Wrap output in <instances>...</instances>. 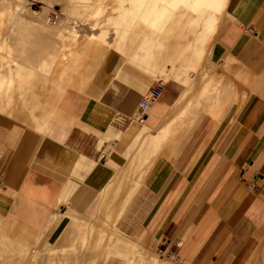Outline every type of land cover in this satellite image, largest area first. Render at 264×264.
<instances>
[{
    "label": "crops",
    "instance_id": "1",
    "mask_svg": "<svg viewBox=\"0 0 264 264\" xmlns=\"http://www.w3.org/2000/svg\"><path fill=\"white\" fill-rule=\"evenodd\" d=\"M223 13L226 19L220 29L217 23L213 47L220 66H233L232 77L224 75L221 82L216 74H204L207 79L202 75L183 88L187 79L182 72L189 70L169 68L173 77L166 85L143 67L128 65L111 48L79 88L65 89L56 103L39 102L52 106L40 131L32 116L13 114L9 119L0 114V185H6L0 197L10 210L43 229L40 233L55 214L61 233L74 213L94 204L100 210L104 197H116L121 186L137 177V188L115 223L123 235L133 241L145 237L151 247L187 264H246L259 248L264 218V86L256 91L257 77L264 78V0H227ZM204 79L215 80L211 84L217 89L213 92L207 83L209 91L201 95ZM240 80L244 97L229 96ZM157 81L163 82L160 96L143 121H135L139 102ZM222 91L217 102H205ZM27 94L42 100L33 87L24 91L28 100ZM198 101L201 107L194 110ZM36 104L14 98L11 105ZM49 110L33 114L37 123ZM172 116L176 120L168 141L156 151L153 144L142 146L149 136L160 137ZM17 120L31 121L41 137L24 132L14 138ZM138 155L149 159L145 164L139 158L138 163L148 164L143 169L136 163ZM31 161L41 168L29 167ZM48 171L64 180H55Z\"/></svg>",
    "mask_w": 264,
    "mask_h": 264
},
{
    "label": "rangeland",
    "instance_id": "2",
    "mask_svg": "<svg viewBox=\"0 0 264 264\" xmlns=\"http://www.w3.org/2000/svg\"><path fill=\"white\" fill-rule=\"evenodd\" d=\"M118 5H120L118 0H0V46L2 47V50H0V78L8 79L10 77H14V75H12L13 73L10 74L6 65L7 63L12 64L11 62H13V59L21 60V62H24L27 65H34V67H37L39 60L43 58H49L50 62L53 61L52 63H49V72H46L48 76L35 73V76L31 80L25 82L22 80L20 84L19 82L11 81V85L9 84L10 87H8V84H4L5 86L1 85L0 89L2 92V96L5 94V97L3 99L6 98V95L13 94L14 97L12 98V102L15 98V100H21V102L31 101L32 103L37 102V104L21 106L17 109L16 107H14L13 109V106L11 105L12 107H9V109H13L11 111H8L9 109L5 110L4 107L2 108V106H0V114L9 119L14 118L13 114H15L17 117L30 118L33 114H37L39 116V114H41L43 110H49V105L48 108V106L40 104L39 102L44 100L49 101L50 99H53V96L55 99L59 92L57 89L58 86H60V88L62 89L64 88L63 85H59L54 81V78L58 77L59 72L66 66L67 63V60L65 62L62 59L63 53L69 52V48L71 47H74L75 49L79 48L80 46L82 47V45H84L88 41L89 35L98 34L100 33L99 31L103 30L105 31L106 42L113 44L115 39L117 38V35L114 31L115 27L109 21V17H112L116 13ZM97 6L101 7L102 14L99 17L95 18L93 13ZM122 6L126 7L127 2H123ZM33 12H39V16L35 15ZM14 15H16V17L12 22V17ZM225 19L226 15L223 13L218 21L219 29L224 23ZM187 37L189 39L193 38L190 37V34L187 35ZM215 37L216 34L212 37V40L206 42L207 44L204 45L206 49V57L201 61L202 67L199 65V67L197 68L198 70L186 69L187 71L189 70L187 74H184L183 72L184 77H186L187 79L186 83H181L183 85V88L189 87V85H191L190 83H195V81H198V79L201 78L204 74H216L214 79H219L220 82L223 81L224 75L232 77L231 70L233 63L230 64L229 69H225L222 65L220 66L217 63V60L222 61V59L217 57L218 54L213 47ZM104 47H106L107 49H104ZM108 49H110V47L104 45L102 46V49H98L99 51L96 50L98 53H96V51L92 49H85L88 52H85V50L82 51L84 53L80 54L77 60L78 62H76V71L72 73L74 83L67 88H79L78 86L82 85V83L79 84V79H81V81L85 83L102 57L100 56L101 53L99 54V52H102L104 54ZM76 51H79V49H76ZM93 52H95V54ZM92 54L95 55V57ZM85 57L88 61L85 59ZM92 57H94L95 59ZM125 58L128 65L138 69H143L138 63L128 61L126 56ZM56 60L57 64L55 63ZM86 61L88 63H86ZM77 63H81L82 65L80 64L78 66ZM77 68L80 72H77ZM164 68L167 75L163 76H161L159 73H148L144 69L143 71L152 79H161L167 85L166 80H170L173 77H171L172 74L168 70L169 68L170 70H173L174 67L171 64H165ZM76 72L78 73V75L79 73H81V75L78 76ZM84 73H86L85 77L83 75ZM86 76H88L87 79ZM83 79H86L85 82ZM176 82L178 83L179 81ZM247 82V80L244 82L246 89H248ZM238 84L239 88L234 90L229 89V96L233 95L235 98L244 97L245 91L242 88L243 82L238 81ZM19 85L23 88V90L24 88L28 90L30 87H33V91L36 94L40 95V97H42V100L40 101V99H38L37 97L35 98L34 95L32 97H29V94L25 95L26 98L29 97L28 100L22 98L21 96H19V89L21 88ZM260 86H264V78L259 76L256 79V91L261 88ZM214 91L215 90H213V92ZM221 98H223V91L220 94H217V97H214L213 99L206 100L204 98V100L206 103H211L217 102ZM200 107L201 106L199 104V101L198 103H196V105L193 106L194 110H198ZM31 123V121L17 120L14 123L17 124V128L12 132L15 135L14 138H18L20 135H23L24 132L30 133L33 139L40 138L41 135L34 131L33 125ZM44 134L46 135L47 133L44 132ZM29 167L35 168L37 170L41 168L39 164H35L32 161L29 163ZM48 174L55 180H57V178H59L60 180H64V177L58 175L57 173L48 171ZM3 186H6L5 183L3 185H0V193H4L2 192ZM5 193L11 196L13 191H8ZM67 202L68 199H66L63 203ZM10 208L11 207L6 202V200L0 197V264H24L26 260L30 256H32L30 254L35 253L37 254L35 259H32L33 264H58V262H62L64 264H79L82 259L81 256L85 251L83 250V243L81 241L85 230L87 231V229L91 227V225L101 222V219H103V221H106L103 216H100L101 212L94 204L93 206L87 207L85 210L80 211V213H74L71 218L70 224L61 233L60 227H58L60 218H57L55 214L51 215L55 217L54 222L51 225H47L45 231L40 233V231H42L43 229L31 224L30 220H25L24 216L21 215L22 213L20 214L16 212L14 208L10 210ZM98 219H100L101 221ZM22 225L26 226V228ZM260 228L261 232L258 235L259 248L253 251L246 264H264V218L262 220ZM67 235L69 238L66 237ZM114 237L115 234H112L111 238L113 239ZM62 238L64 240H60ZM62 242L63 245H61ZM112 242L113 241H110L109 244H111ZM135 242L136 244L144 248L147 254L151 253L158 259L168 262L169 264H187L180 259L168 258L159 254L158 250L151 247L145 237L137 238ZM55 246L58 247L53 251L55 253L57 252L58 254L56 253L57 256L53 257L55 255L54 253L52 255V258L50 257L48 261V249ZM59 246L62 247L60 248ZM60 249L63 250V253H67V255H65L66 257L64 256L65 258L62 256H58L61 252ZM76 254L79 256V259L75 257ZM104 254L105 253H103V255ZM103 255H101L100 258L97 259L96 264H107L111 262H113L114 264H125L124 260L112 254L105 255V257H103Z\"/></svg>",
    "mask_w": 264,
    "mask_h": 264
},
{
    "label": "bare ground",
    "instance_id": "3",
    "mask_svg": "<svg viewBox=\"0 0 264 264\" xmlns=\"http://www.w3.org/2000/svg\"><path fill=\"white\" fill-rule=\"evenodd\" d=\"M226 1L227 0H118L120 5H118V7L116 9V13L112 17H109V21L115 27L114 31H115V34L117 35V38L115 39L114 43L110 44V43L106 42L105 31L103 30V31H99L100 33H98V34L89 35L88 41L84 45H82V47L80 46L79 48H76V49H79V51H76V49L74 47H71V48H69V52H64L62 55L63 56L62 59L65 62L67 60L66 66L65 67L63 66L64 68L59 72L58 77L54 78L55 83H58L59 85H63L64 88L62 89V88H60V86H58L57 89L59 92H58L57 97L55 99L53 98L54 102L55 103L57 102L56 100L59 99V96H61V93L67 87L73 85L74 80L72 77V75H73L72 73H74L76 71V62H78L77 60H78L80 54L84 53L82 51H84L85 49L86 50L92 49V50L96 51L100 48L102 49V46L107 45L110 47V49L111 48L115 49L116 52H120L122 55L126 56L129 61L134 62V63H138L148 73H151V74L159 73L161 76L164 75L163 69H164L165 64H168V65L171 64L174 67V69L173 70L171 69V71L176 70L175 68H177L178 72L181 70L185 71V69L196 70L199 67V65L201 66L202 59L206 57V49H205L204 45L207 44L206 42H209L212 39L214 32L216 30V27H217V23H218L219 18L222 14V11H223V8L225 6ZM123 2H127L126 7L122 6ZM33 13L35 15L39 14V12H33ZM101 14H102V9L100 6H97L93 15L96 18V17H99ZM110 16H111V14H110ZM15 17H16V15H14L12 17V22L15 19ZM189 34H190V37H193L192 39H189L188 38L189 36L187 37V35H189ZM105 48L106 47H104V49ZM0 50H2L1 46H0ZM86 50H85V52H88ZM208 51H209V49H208ZM93 53L95 54V52H93ZM96 53H98V52L96 51ZM99 54H100V56H103L102 52H99ZM93 56L95 57V55H93ZM48 57H49V55H48ZM94 57H92V58H94ZM82 59H83V55H82ZM85 59H86V57H85ZM87 61H86V63H88ZM52 62L53 61L50 62L49 58H46V59L43 58V59L39 60L38 66L34 67V65H32V66L27 65L26 63L21 62V60L13 59V62H11L12 64L7 63L6 65H7L8 71L10 72V74L13 73L12 75H14V77H12V78L10 77L8 79L7 78L6 79L0 78V88H1V85L5 86L4 84H8V87H10L9 84L11 83V81H13V82L16 81V82H19V84H20L22 82V80L24 82L31 80L35 76V73L36 74L38 73V74L44 75V76H48L46 74V72L47 73L49 72V68H50L49 63H52ZM56 62H57V60L55 61V63ZM77 64L79 66L81 63H77ZM92 64H94V63H92ZM86 66H87V64H86ZM83 68H85V67H83ZM81 71H82V69H81ZM77 72H80V71H78V68H77ZM77 75H78V73H77ZM79 75H81V73H79ZM83 75L85 77L86 73H84ZM88 75H90V74H88ZM87 77L88 76H86V79H87ZM171 77H172V75H171ZM204 78L207 79V76L206 77L204 76ZM86 79H83L84 82ZM205 79L203 80V83H202L204 86L203 85L200 86V88L204 87L202 92H200L201 95L208 93L209 90L206 87L207 83L210 84V85L208 84L210 87L212 86V88H214L211 83H214L215 80H214V82H213V79L209 80L207 82ZM79 81H80L79 84L83 83L81 81V79H79ZM13 86H14V83H13ZM215 88H216V86H215ZM215 88H214V90L217 89V88L216 89ZM29 89H31V88H29ZM24 91H26V90H23L22 87L19 89V96H21L22 98H24ZM4 97H5V94L2 96V92L0 89V106H2V108L4 107V109L7 110V109H9V107H12L11 103H12L13 96H12V94L6 95V100L4 99L5 101H3L2 99ZM34 97H35V94H34ZM45 101L46 100H44V102ZM48 102H50V101H48ZM34 104H35V102H34ZM53 104L54 103H52V105ZM178 104H180V103H178ZM48 105H49V103H48ZM48 105L46 103V106H48ZM49 106L52 108L51 105H49ZM49 106H48V108H49ZM51 108H49V109H51ZM13 109H14V107H13ZM13 109L11 108L8 111H11ZM49 112H50V110L47 112V114L45 113L46 115L43 114V116L41 117V119H42L41 123H37L38 118L37 119L34 118V115L31 114L32 119L34 120V122H36L35 125L36 124L38 125L39 130L42 128V125H43L44 121L46 120L45 118L49 114ZM175 116L174 117L172 116L170 123H167L166 127L160 131V133H159L160 137L159 136H157V137H152V136L150 137L149 136L148 138H146L147 140L145 139L146 142L142 146H144L146 148V145H150V144L152 145L153 144L154 147H152L153 145L151 147L154 148L155 151L158 150V148L160 149V146L165 141H168V138H169L168 135H170L168 130H169L170 126L172 127V124L175 123L174 122L176 120ZM178 119H179V117H178ZM167 136H168V138H167ZM140 149H141V155H143L142 149H144V148L142 147ZM140 149H139V152H140ZM148 150H149V148H148ZM150 151H151V149H150ZM143 153H144V155H147V154H145L146 153L145 150ZM154 153L155 152H152L149 155H152ZM135 155H134V158L136 157ZM138 156L139 157L137 158L136 163L137 164L140 163V166L142 168V166H145V164H146L145 161L149 160V159H147V158L145 159L144 156H140V155H138ZM142 157H144V159H145V160H143V162L145 163V164L143 163L144 165H141L142 161L141 162L139 161V163H138L139 158L142 160ZM147 157H149V156H147ZM151 157L153 158V156H151ZM134 158H133V160H136ZM131 163L133 164L135 162H131ZM136 163H135V165H136ZM147 163H148V161H147ZM132 166L129 167V169L134 167V166L133 167ZM135 167H138V165H136ZM129 169H127L128 173L130 171ZM134 169H136V168H134ZM124 171H126V169ZM134 171L135 170H133L132 173H135ZM136 171H137V169H136ZM140 171H138V172L139 173L143 172V171H141V172ZM123 173H127V172H123ZM135 174L139 175L138 173H135ZM132 175L130 172V175H129V176H131L130 178H132ZM130 178H128V179L130 180ZM132 179H134V178H132ZM140 179H141V176H140ZM125 180H124V182H125ZM137 180L138 179L136 177V181H133V182L130 181L132 184H130L129 181L126 180V181H128L127 184L121 186L120 190H118V193L116 194L117 195L116 197H114L115 195L113 197H104V202L101 205L102 208L99 211L101 212L100 216H103L106 219V221L104 220L105 221L104 222L103 219H101L103 221L102 222L100 219H98L101 222H99L98 224L91 225V227H89L87 229V231L85 230V233L81 238L82 239L81 241L83 243V245H82L83 250H85V251L83 252V255L81 256L82 259H81V262H79V264H96L97 259H99L100 256L103 255V253H105L103 255V257H105V255L112 254V255L124 260L125 264H169L168 262H165L161 259H158L155 255H153L151 253L147 254L146 251L144 250V248H142L141 246L136 244V242L131 240L129 237L123 235L115 227V223H116L118 216L120 215L121 211L123 210L125 204L131 198L129 196L131 195L133 190H135L137 188L136 187ZM124 182H122V183L124 184ZM121 195H123L125 197H120ZM54 218H55L54 216H51L50 219L48 220L47 225H51L54 222ZM46 228H47V226H46ZM112 234H115V237L113 239L111 238ZM66 237H68V235ZM60 240H64V239L62 238ZM110 241H113V242L111 244H109ZM63 242L61 245H63ZM57 247L58 246H55V247L48 249V255H47L48 261H49L50 257L52 258V255L55 253L53 250L57 249ZM62 251L63 250H61L60 255H58V256L64 257L65 255H67V253H65V252L63 253ZM56 253L53 257L57 256ZM36 254L37 253L30 254L32 256H30L24 264H33L32 259H35ZM75 257L78 258L79 256L76 254ZM50 261H52V260H50ZM59 261H60V259H59ZM77 261H79V260H77ZM20 262H22V261H20ZM61 263L62 262H58V264H61ZM62 264H64V263H62Z\"/></svg>",
    "mask_w": 264,
    "mask_h": 264
},
{
    "label": "built area",
    "instance_id": "4",
    "mask_svg": "<svg viewBox=\"0 0 264 264\" xmlns=\"http://www.w3.org/2000/svg\"><path fill=\"white\" fill-rule=\"evenodd\" d=\"M162 84H163L162 81H157V83L154 86H151L147 89L142 100L139 102V112L134 117L135 121L138 122L143 121V118L145 116V111L147 110L150 103L160 96L162 91ZM158 253L168 258L174 257L173 254L167 253L165 249L158 250Z\"/></svg>",
    "mask_w": 264,
    "mask_h": 264
}]
</instances>
